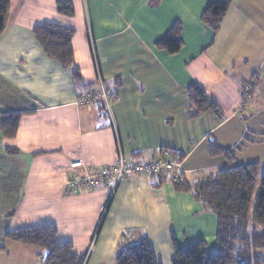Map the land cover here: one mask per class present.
<instances>
[{"label": "crops", "instance_id": "0c3cea01", "mask_svg": "<svg viewBox=\"0 0 264 264\" xmlns=\"http://www.w3.org/2000/svg\"><path fill=\"white\" fill-rule=\"evenodd\" d=\"M56 1L11 0L0 33V264H44L43 249L6 238L8 230L43 224L56 225L57 242L88 254L86 264L114 258L141 235L162 264H170L172 236L181 247L204 240L218 251L217 215L170 177H126L111 199L114 180L78 195L66 185L74 160L100 166L119 154L132 164L169 151L191 179L236 165L263 169L264 0H229L216 32L202 21L211 0H72V16L61 14ZM177 22L182 46L171 53L158 42ZM43 24L74 30L78 79L37 39L34 29ZM99 74L115 93L111 114L100 103H77L96 89ZM193 85L219 113H188ZM9 113L20 115L14 137L2 129ZM256 117L262 122L248 127ZM209 137L235 160L211 156ZM208 163L215 170L192 174L197 168L188 167Z\"/></svg>", "mask_w": 264, "mask_h": 264}, {"label": "trees", "instance_id": "16d2710c", "mask_svg": "<svg viewBox=\"0 0 264 264\" xmlns=\"http://www.w3.org/2000/svg\"><path fill=\"white\" fill-rule=\"evenodd\" d=\"M10 2L0 0V33L5 26ZM56 3L61 14H74L72 0H57ZM229 4V0H211L202 13V21L215 32L218 31ZM180 31L181 25L177 22L158 45L171 53L178 52L182 46ZM34 32L45 51L63 65L71 67L74 77L78 79L80 75L73 64L74 30L43 24L35 27ZM189 100L188 113L191 116L208 109L219 113L216 105L198 85L189 88ZM19 121L18 113L6 116L2 124L6 137L16 135ZM208 146L211 156L224 155L230 162L235 160L232 151L222 147L214 137L208 138ZM7 151L17 152L12 147H7ZM189 178L187 173L181 172L172 180L178 191L190 192L205 210L217 215L216 240L219 250L209 251L204 240L181 247L172 236L174 256L171 264H264V168L259 163H251L218 170L198 179ZM57 232L56 225L43 224L8 230L6 238L43 249L44 264H83L86 254H75L71 242H57ZM132 232L138 233L135 229ZM115 259L116 264H162L146 235L119 249Z\"/></svg>", "mask_w": 264, "mask_h": 264}, {"label": "built area", "instance_id": "2783aa9c", "mask_svg": "<svg viewBox=\"0 0 264 264\" xmlns=\"http://www.w3.org/2000/svg\"><path fill=\"white\" fill-rule=\"evenodd\" d=\"M98 84L96 89L86 91L77 101L78 104L91 105L100 103L103 110L111 114V106L115 100L114 91L107 85L102 76L98 75ZM252 86L247 85L243 92L245 99L250 98ZM243 108L239 110L242 111ZM172 153L167 151L165 158H160L143 163H128L123 154H119L114 163L104 165L87 164L83 159H76L71 163V177L67 181L66 191L69 195L83 194L89 191H95L101 186L111 185L115 182V187L111 189L109 199L112 198L117 184L126 177L135 175L147 176H167L176 179L178 174L184 172L182 161L173 158ZM192 174H200L198 170H192ZM88 261L86 255L83 264Z\"/></svg>", "mask_w": 264, "mask_h": 264}, {"label": "rangeland", "instance_id": "374dc122", "mask_svg": "<svg viewBox=\"0 0 264 264\" xmlns=\"http://www.w3.org/2000/svg\"><path fill=\"white\" fill-rule=\"evenodd\" d=\"M243 111V110H242ZM242 111H240V112H242ZM239 112V113H240ZM245 121V120H244ZM256 122V123H254V124H252V125H248V127H251V126H256L258 123H260V122H262V118L261 117H256V119L255 120H251V123L252 122ZM195 161V159H193L192 160V162H194ZM209 164V165H208ZM207 165L205 164H197V165H191V164H189L188 165V167L190 166V168H197V169H195V170H198L199 172L201 171V172H203L206 168H208V170L210 171V172H212V170H215V169H209V168H212L213 167V165H211L210 163H208ZM233 164H236V162L235 163H233ZM225 168V166L224 165H220V167L219 168ZM208 171V172H209ZM107 212L108 211H106L105 212V214H104V217H103V219H102V221H101V225H102V223H103V221H104V218H105V216H106V214H107ZM163 239L165 240V238L163 237ZM169 241H170V234H169ZM94 242H95V240L93 241V243H92V246H91V248H90V251H89V253L91 252V250H92V247H93V245H94ZM159 247H160V245H159ZM165 250V249H164ZM173 255H174V252H173ZM173 255L172 256H170V257H168V259H169V262H170V264H171V260H172V257H173ZM110 255L108 254V256L107 257H105L102 261H101V263L100 264H116V259H115V257L113 258H111L110 259ZM96 263H98V261L96 262ZM96 263H93V264H96Z\"/></svg>", "mask_w": 264, "mask_h": 264}]
</instances>
